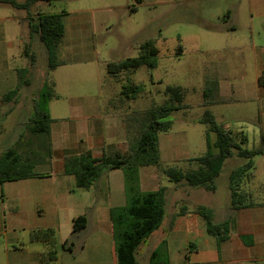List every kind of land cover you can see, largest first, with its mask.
Returning <instances> with one entry per match:
<instances>
[{
  "label": "crops",
  "instance_id": "crops-1",
  "mask_svg": "<svg viewBox=\"0 0 264 264\" xmlns=\"http://www.w3.org/2000/svg\"><path fill=\"white\" fill-rule=\"evenodd\" d=\"M16 1L21 3L25 0ZM41 3L46 2L32 5V18L41 13L38 11ZM68 16L69 13L66 12L64 39L67 35ZM29 21L25 10L0 3V155L16 146L20 137L25 135L21 128L29 125L44 79L36 65L37 56L35 55L33 63L29 58L31 50L42 45L37 34H30ZM62 44L61 40L58 46V60L61 64L54 70L68 65L76 55L80 56L81 48L89 47L79 40H68L65 46ZM42 49V63H46V50L43 46ZM108 62L110 61H103L107 77ZM21 69L28 70L25 74L29 80L28 85L21 87L13 98L4 99L8 92L18 86V70ZM262 73L264 70L260 71L257 79ZM211 80L222 82L225 77L215 74L206 81L204 90ZM257 85L260 87V95H264V86L259 85L258 81ZM113 86L111 83L109 89L105 90L103 83L99 82L96 92L72 98L68 108L72 114L70 118L51 117L53 121L50 124L49 153L44 159L33 157L37 162L34 168V173L38 174L36 177L0 184V264H42V258L48 262L52 252L56 253V258L51 264H118L110 210L125 204L122 171L105 173L87 190L77 188L74 177L63 173L66 155L86 150H90L95 157L125 152V139L121 126L116 124V114L112 110L108 115L106 110V105L112 102L110 98L117 95ZM55 88L56 82L54 91ZM233 89L229 85L227 89L207 90V97L204 98L210 100L201 101V105L207 106L220 101L215 96H228ZM118 93L122 95L121 90ZM21 114H24L23 118ZM167 142L171 145L170 149H166L165 145L161 147L159 134L162 163H186L191 158L180 155L182 139L167 136L163 144ZM36 143L32 139L26 142L21 152L29 153L32 157L33 152L37 151ZM39 165H44L47 169L36 171ZM153 167L155 166L139 169L142 191H154L160 186L158 172L152 170ZM184 186L186 185L165 186V208L170 194L180 191ZM242 188L251 194L254 206L234 210L230 207V201L224 208L205 202L197 204L212 210L215 223L229 222L227 240L220 242L206 232L202 218L190 214L195 206H187L189 212L178 215L181 206L180 203L177 204L178 200L170 202L163 225L148 239L159 240L157 245L161 240H166L169 264H264V155L254 160V168L249 179L243 182ZM193 195L198 196L197 192ZM78 216H85L87 221L83 228L74 232L73 219ZM43 229L53 230L52 241L32 238L33 231ZM249 241L252 243L246 244ZM157 245L150 250L148 261ZM137 253L136 250V259Z\"/></svg>",
  "mask_w": 264,
  "mask_h": 264
},
{
  "label": "rangeland",
  "instance_id": "rangeland-1",
  "mask_svg": "<svg viewBox=\"0 0 264 264\" xmlns=\"http://www.w3.org/2000/svg\"><path fill=\"white\" fill-rule=\"evenodd\" d=\"M41 5L38 10L41 13H69L62 46L68 40L89 45L81 48L82 54L71 58L68 65L51 71L42 63L43 44L31 50L30 55L37 56L36 65L43 78L56 82L58 99L45 106L52 118H70L68 108L74 96L96 92L99 82L105 90L113 83L117 95L110 98L112 102L106 105V110L108 115L112 110L116 114L126 152L139 132L144 112L163 101L167 86H180L184 92L182 105L169 117L173 125L168 133H160V144L170 149L169 142L163 144V140L167 136L180 138L183 143L180 155L191 158L186 163L163 161V167L175 166L185 172L198 167L192 158L203 155L207 148V127L197 121L205 109L230 131H242L247 136L245 148L256 149L261 145L264 95L259 93L257 77L264 70V0H64ZM147 40H153L159 49L156 68L143 66L133 74L107 77L103 61L136 57L138 46ZM217 73L224 75L225 80H211L217 82L215 89L232 85L233 92L215 96L220 101L203 106L201 103L207 99L203 96L206 81ZM128 80L144 86L136 99L118 93ZM24 128L21 131L26 134L27 128L25 131ZM207 135L210 142L215 141L214 133ZM43 141L38 140L35 146V156L40 159L49 153V145ZM242 163L235 155L225 161L215 179L214 192L186 185L171 193L167 199V215L169 204L174 200L190 207L205 202L224 208L230 201L229 174ZM155 168L152 170L158 172V186H175ZM42 169L47 167L39 165L36 171ZM196 192L197 197L193 195ZM158 241L148 239L139 245V264H148L149 252Z\"/></svg>",
  "mask_w": 264,
  "mask_h": 264
},
{
  "label": "trees",
  "instance_id": "trees-1",
  "mask_svg": "<svg viewBox=\"0 0 264 264\" xmlns=\"http://www.w3.org/2000/svg\"><path fill=\"white\" fill-rule=\"evenodd\" d=\"M64 0H0L16 9L25 10L28 14L30 34H37L46 50L47 70H54L61 63L58 60V46L65 35L64 17L66 11L60 13H39L32 18L31 7L37 2L53 3ZM159 49L153 40L142 42L138 46V55L120 61H110L106 65L107 73L117 78L121 73L133 74L141 67L154 69L158 64ZM31 63L35 56H29ZM27 69L18 70L19 81L16 89L8 92L4 99L13 98L18 90L28 85L25 77ZM258 84L264 86V74L258 78ZM217 82L207 83L206 91L216 87ZM122 95L128 99H136L143 91V84L128 82L121 86ZM57 96L54 91V82L43 79L38 98L35 102L27 133L22 135L16 146L9 148L0 155V184L36 177L34 168L37 162L33 155L21 152L26 142L31 139L46 140L50 143V124L53 119L45 106ZM163 101L152 105L144 112L139 132L131 142L125 153L113 155L93 156L90 150L79 154H69L64 157L63 173L74 177L77 188L89 189L97 183L102 175L112 170H121L124 180L125 204L110 210V219L113 226V239L118 264H139L136 259V250L150 235L157 231L166 216L167 187L159 186L154 191H142L139 185V169L146 166H155L176 185L199 187L214 192L215 179L221 173L224 163L234 155L243 160V163L231 170L229 174L230 207L234 210L248 208L255 205L249 192L242 188L244 181L249 179L254 160L257 156L264 155V136H261V145L256 149H247L244 145L247 136L242 132H233L217 123L214 115L205 110L197 121L207 127V148L203 155L193 158L198 163L196 169L183 171L175 166L163 167L159 151V134L171 130L173 120L169 117L178 110L184 98L180 86H167L163 91ZM208 133L215 134V141L210 142ZM33 142V141H32ZM44 142V141H43ZM44 144V143H43ZM28 147L29 144H28ZM189 212L186 205H181L178 215ZM191 215L200 217L205 223L206 232L216 237L220 242L228 239L230 225L228 221L215 223L213 212L204 205H196L190 212ZM86 217L78 216L73 219V231L80 230L86 225ZM53 230L43 229L32 232V238L38 240H53ZM245 239V236H242ZM252 241L246 242L251 244ZM48 262L42 258V264H51L56 258V253L49 254ZM148 264H169L167 242L161 240L151 252Z\"/></svg>",
  "mask_w": 264,
  "mask_h": 264
}]
</instances>
